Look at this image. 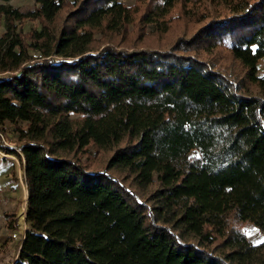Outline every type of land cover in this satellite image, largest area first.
<instances>
[{
    "label": "trees",
    "instance_id": "1",
    "mask_svg": "<svg viewBox=\"0 0 264 264\" xmlns=\"http://www.w3.org/2000/svg\"><path fill=\"white\" fill-rule=\"evenodd\" d=\"M157 1L143 23L175 0ZM36 4L0 3V124L14 127L7 150L28 191L12 264H264V240L242 231L264 234V0L200 18L171 50L98 46L133 21L120 0ZM25 19L42 24L30 44L16 33Z\"/></svg>",
    "mask_w": 264,
    "mask_h": 264
},
{
    "label": "rangeland",
    "instance_id": "2",
    "mask_svg": "<svg viewBox=\"0 0 264 264\" xmlns=\"http://www.w3.org/2000/svg\"><path fill=\"white\" fill-rule=\"evenodd\" d=\"M120 1L132 9L133 21L125 30L122 29L119 33H97L95 39H97V45L101 46V48L106 45H112L116 48L127 49L150 47L159 50H171L179 39L189 41L196 34V31L209 20L199 24L198 20L200 18L203 20L206 16L211 18V16L219 14L224 15L227 14L226 12H229V9H235L237 4L242 5V0H175L164 18L154 22L151 21L150 23H143L145 12L156 5L159 6L161 2L157 1L155 3L150 2V0ZM0 3L16 8L23 13L32 12L37 6L36 0H10L7 3L0 0ZM239 7L242 8V6ZM41 25V21L38 19H25L17 22L16 33H20L22 40L26 44H30L33 42L31 39L32 32L39 31ZM57 25L60 26L61 21ZM163 30L167 32L163 33ZM5 31L6 26L2 17L0 20V35L5 33ZM226 54L225 51L219 53L209 51V54H205L203 59H206L208 63H211L212 60H217L218 64H226L228 69L234 71V74L239 75L240 78L243 75V71L239 62L230 60ZM258 68V75L264 76V61L258 63ZM5 75L6 73H0V78ZM75 117V115H72V118ZM19 126L25 128V122H19ZM13 130L14 127L9 124H0V131L4 134V138L0 139V149L8 147V145L13 149L17 147ZM12 155L18 159L16 155ZM192 155L196 156L198 154L193 153ZM88 158L95 162L94 167H101L104 155L94 153V150L91 149L84 159L87 160ZM10 161L15 166L13 173L15 186L13 187L14 193L11 194L10 198L6 199V203L0 198V210H2L0 211V221H7L4 231L0 230V264H12L18 258L21 243L18 240L12 239L11 235L16 231L21 221V209L25 201L22 193H20L22 192L21 183L19 185V181H22L19 174L23 173V169L19 159L17 163L13 160ZM22 179L24 182V175ZM24 185L26 187L25 182ZM11 222H15L16 225L13 230L8 228V224ZM242 231L253 244H259L264 240V234L249 222L242 226Z\"/></svg>",
    "mask_w": 264,
    "mask_h": 264
},
{
    "label": "crops",
    "instance_id": "3",
    "mask_svg": "<svg viewBox=\"0 0 264 264\" xmlns=\"http://www.w3.org/2000/svg\"><path fill=\"white\" fill-rule=\"evenodd\" d=\"M262 61H264V59L260 60L259 62H262ZM1 149H0V155H1L0 156V198L3 200V202L6 203L7 201L6 199L10 198L11 194L14 193L13 187L15 186V182L13 180V173L15 171V166L10 160H13L14 162L17 163L19 158L17 159L16 157H14L12 155L13 153L7 150V147H2ZM11 157H14V159ZM23 175H24L23 173L19 174L20 177H22ZM19 185H20V181H19ZM6 224H7L6 220H4V222L0 221L1 231H4L5 229L4 227L6 226ZM21 244L22 243H20V248H21Z\"/></svg>",
    "mask_w": 264,
    "mask_h": 264
},
{
    "label": "built area",
    "instance_id": "4",
    "mask_svg": "<svg viewBox=\"0 0 264 264\" xmlns=\"http://www.w3.org/2000/svg\"><path fill=\"white\" fill-rule=\"evenodd\" d=\"M33 60H37V59H43V57H42V55L39 53V52H35L33 55ZM31 62H33V61H31ZM2 138H4V136L2 135V134H0V139H2ZM8 147H9V145H8ZM17 152L20 154V155H22L21 154V152L19 151V150H17ZM21 178V185L23 186L24 185V182H25V180H24V182H23V179H22V177H20ZM25 186V185H24ZM26 213V211L24 212V214ZM26 222V221H25ZM27 225H26V223H24V225L23 224H21V223H19L18 224V227H17V229H16V231L14 232V233H12V235H11V238L12 239H15V240H18V241H20L21 243H22V241L24 240V238H25V233H26V230H27Z\"/></svg>",
    "mask_w": 264,
    "mask_h": 264
},
{
    "label": "bare ground",
    "instance_id": "5",
    "mask_svg": "<svg viewBox=\"0 0 264 264\" xmlns=\"http://www.w3.org/2000/svg\"><path fill=\"white\" fill-rule=\"evenodd\" d=\"M11 158L14 159V157H11ZM21 191H22V196L24 197L25 201L23 200L24 204H23L22 209H21V221H20V223L24 225V223H25V214H24V212L26 211V208H27V205H26L27 189H26V187L24 185L23 186L21 185Z\"/></svg>",
    "mask_w": 264,
    "mask_h": 264
},
{
    "label": "water",
    "instance_id": "6",
    "mask_svg": "<svg viewBox=\"0 0 264 264\" xmlns=\"http://www.w3.org/2000/svg\"><path fill=\"white\" fill-rule=\"evenodd\" d=\"M26 189H27V187H26ZM26 205L28 206V191H27V196H26ZM27 209V208H26ZM25 221H26V213H25Z\"/></svg>",
    "mask_w": 264,
    "mask_h": 264
}]
</instances>
